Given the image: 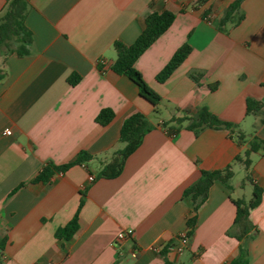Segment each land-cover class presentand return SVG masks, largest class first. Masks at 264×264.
<instances>
[{
  "label": "crops",
  "instance_id": "0c3cea01",
  "mask_svg": "<svg viewBox=\"0 0 264 264\" xmlns=\"http://www.w3.org/2000/svg\"><path fill=\"white\" fill-rule=\"evenodd\" d=\"M28 1L31 53L0 57L6 72L0 81V264H229L241 243L249 264H264V150L250 154L248 170L235 161L251 141L264 140V0H244L242 21L225 31L216 23L234 0ZM4 6L0 0V17ZM164 11L175 14L173 23L135 62L161 98L154 107L129 78L111 70L113 45H131L145 18ZM184 44L191 48L187 58L158 82ZM72 75L80 77L75 85L68 83ZM249 98L263 104L261 112L247 114ZM201 108L236 125L245 140L225 129L173 133L166 125ZM102 109L114 113L105 126L96 122ZM136 112L151 130L118 176L101 177L124 147L123 121ZM80 152L91 159L36 180L48 164L67 165ZM229 165L243 178L234 176L228 188L211 186L193 234L176 253L170 247L193 216L183 190L201 171ZM253 186L261 189L260 203L249 211V236L239 241L235 201H250ZM81 199L77 231L69 240L57 238Z\"/></svg>",
  "mask_w": 264,
  "mask_h": 264
},
{
  "label": "trees",
  "instance_id": "16d2710c",
  "mask_svg": "<svg viewBox=\"0 0 264 264\" xmlns=\"http://www.w3.org/2000/svg\"><path fill=\"white\" fill-rule=\"evenodd\" d=\"M244 0H234L225 9L223 17L216 23L217 29L225 31L227 26H237L243 19L240 11L241 4ZM30 5L28 0H5L3 14L0 17V57L3 61L10 55L18 57L28 56L31 53L33 37L31 31L25 24V19L29 11ZM175 19V14L169 11L162 13H151L144 20V27L136 40L131 45H125L121 42H115L113 47L116 51V59L111 65V70L118 74L129 78L138 88L139 94L145 100L157 107L161 101L160 96L154 92L143 79L141 73L135 68L136 60L171 26ZM191 48L188 44L182 45L172 55L170 60L157 74L158 82H165L171 74L180 66L187 58ZM6 72L0 66V81L5 77ZM80 77L72 75L68 78L70 85H75ZM263 104L254 99L246 100L247 114H256L261 112ZM114 117V113L110 109H102L96 116V122L102 126L107 125ZM170 126L173 133L185 128L195 133L205 128L225 129L236 138L239 143L245 140V135L236 130V125L225 122L217 116L210 113L207 109L201 108L193 116L184 115L182 117L173 118L166 123ZM152 128L148 118L142 113L136 112L127 117L120 129L119 141L124 147L117 151L113 159L100 172L101 177L114 178L118 176L122 169L126 158L132 154L141 144L144 136ZM260 148L264 150V140H254L250 142L249 149L245 150L242 155L235 158L236 162H241L245 170H248L251 161L250 154L257 152ZM91 159V156L85 152H80L72 163L62 166H54L48 164L39 173L36 180L45 182L55 172L64 171L74 164H83ZM235 176L232 165L227 166L223 170L201 171L200 178L194 184L183 190L182 198L191 207L193 216L187 220L189 228L188 237L193 234L196 224V213L199 207L204 203L208 196L209 189L215 183H221L226 188L229 187L230 181ZM245 181L249 180L248 176ZM261 189L253 186L252 198L246 202L243 199L235 201L236 217L233 228L238 231L236 235L239 241L247 238L251 230L249 221L250 209L256 207L260 203ZM81 199L79 207L69 221V223L56 231L55 236L59 239L69 240L78 228L79 210L82 206ZM229 264H249L247 259V248L244 243L239 246L237 258Z\"/></svg>",
  "mask_w": 264,
  "mask_h": 264
},
{
  "label": "built area",
  "instance_id": "2783aa9c",
  "mask_svg": "<svg viewBox=\"0 0 264 264\" xmlns=\"http://www.w3.org/2000/svg\"><path fill=\"white\" fill-rule=\"evenodd\" d=\"M101 63H102V62H101ZM3 134H4L5 136H8V135L11 134V131H10L9 129H6V130L4 131ZM58 175H59V176H62L63 173H62V172H58ZM93 179H94V177L91 176V175L88 177V181H89V182H92ZM188 231H189V229H187V230H185V231L179 233V235H178L177 238H176V242H175V244L172 245V246L170 247L172 250H174V251H175L176 253H178V254H181V253L184 251L185 247H186V244H187V241H188V238H189V237H188ZM129 233H130V231H127V232H120V233L117 235V240H122V239H124L125 236H126L127 234H129ZM161 249H162V247H161V246H157V245H155V246L152 247V250H153L154 252H157V253L160 252Z\"/></svg>",
  "mask_w": 264,
  "mask_h": 264
},
{
  "label": "rangeland",
  "instance_id": "374dc122",
  "mask_svg": "<svg viewBox=\"0 0 264 264\" xmlns=\"http://www.w3.org/2000/svg\"><path fill=\"white\" fill-rule=\"evenodd\" d=\"M228 27V26H227ZM228 29V28H227ZM162 116L164 117V113L162 114ZM155 120H157V117H155L154 118ZM243 176V173H242V171H240V170H237L236 171V176H235V179H234V181L236 182L237 180H241V178H243L242 177ZM234 182V183H235ZM249 185V184H248ZM246 200L248 201L249 199H250V195H246Z\"/></svg>",
  "mask_w": 264,
  "mask_h": 264
}]
</instances>
